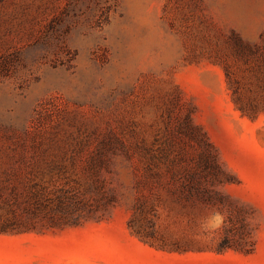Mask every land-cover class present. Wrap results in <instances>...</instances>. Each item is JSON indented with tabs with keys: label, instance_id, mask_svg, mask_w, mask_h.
I'll return each mask as SVG.
<instances>
[{
	"label": "rangeland",
	"instance_id": "374dc122",
	"mask_svg": "<svg viewBox=\"0 0 264 264\" xmlns=\"http://www.w3.org/2000/svg\"><path fill=\"white\" fill-rule=\"evenodd\" d=\"M0 264H264V0H0Z\"/></svg>",
	"mask_w": 264,
	"mask_h": 264
}]
</instances>
